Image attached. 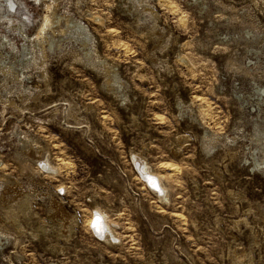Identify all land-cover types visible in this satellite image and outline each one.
<instances>
[{
    "label": "rangeland",
    "instance_id": "1",
    "mask_svg": "<svg viewBox=\"0 0 264 264\" xmlns=\"http://www.w3.org/2000/svg\"><path fill=\"white\" fill-rule=\"evenodd\" d=\"M23 1L28 34L57 7L89 25L102 59L69 42L24 63L0 23L17 44L0 41V65L20 64L0 71V264H264L255 145L224 137L208 152L203 137L264 129V0ZM94 206L119 242L92 235Z\"/></svg>",
    "mask_w": 264,
    "mask_h": 264
},
{
    "label": "bare ground",
    "instance_id": "2",
    "mask_svg": "<svg viewBox=\"0 0 264 264\" xmlns=\"http://www.w3.org/2000/svg\"><path fill=\"white\" fill-rule=\"evenodd\" d=\"M47 9L49 11L44 15L41 23H39L37 31L32 36L27 33V28H26L27 24L24 25L25 22L26 23L33 22L32 18L29 15V12L27 11V6L25 2L23 0H0V23L8 24L10 26V27L8 26L10 30H15V32L19 34V36H21L25 41V43L21 48L22 50L25 51L23 55L24 63L32 61L34 58H36L39 52L46 55L49 50L66 49V44L69 42L75 44L79 49H81L83 54L88 60L97 61L98 63L101 62L102 58L95 57V49L92 42L94 35L89 25H87L85 22L81 20L74 18L70 14L60 13L57 7L48 6ZM96 18H100V17L98 15L96 16V14L93 15V19H94L93 22H95ZM100 21H102L101 18ZM1 36L2 37H0V41H1V45H4L3 47H5L8 44H10L11 46L17 45L14 39L11 38V36H8L4 33L1 34ZM6 60L7 57H4L3 64L0 65V71L7 73L8 71L12 70L17 75L18 71L16 69L20 66V64L17 61H15L16 59L9 60L8 63L5 62ZM116 83L119 89L122 88L123 83L118 82V80H116ZM111 86H112L111 89H115L114 85ZM259 99H261L262 102H264V85H261L258 88V100ZM258 124L260 123L259 122L255 123V127L257 128V130H253L250 133H246V131H241V129L239 128L238 132L233 135L226 133H215L214 131L212 132L209 128H207L209 129L207 135L203 136L206 140L204 146L208 152H211L212 149L215 148V146L219 142H221L222 139H224V137L225 139H231V141H236L239 138H248L250 142H252V144L255 145V147L250 150V154H251L250 156H252L250 165L253 166V164H256V166L262 167L264 164V129L259 128L257 126ZM138 156H134V160H136L137 165H139L140 167L139 169L141 171L140 172L141 175H143V178L146 179V182H144V180L142 181L144 182L146 188L149 191H151L150 190L151 188L163 199L167 198L168 192L166 186L162 182L164 178L162 174L153 171L152 168L148 167L149 166L148 163L139 160L137 158ZM29 157L31 159L35 158L34 155H31ZM36 161L40 162L41 167H43L46 170H56L57 168L51 163V161L48 158H46V154L44 155V153L43 156H40L38 159H36ZM160 167L163 170L168 171L169 173H172L173 171L164 163H161ZM139 179L141 180L140 176ZM1 180H5V181L7 180V182L9 183L12 182L8 178V176H6V174L1 175ZM146 183L151 187L149 188L146 185ZM153 186L158 190L152 188ZM62 211H64V209L61 207V204L59 203L57 207V212L61 213ZM88 228L91 229L92 235L94 234L93 233L94 230L97 232V237L99 238V240H101V242L103 241L106 242L107 244L108 243L112 244L115 242L117 243L120 240L118 233L116 234L114 232L115 230L113 231L110 223L108 222L106 213L99 208L95 207V210L93 212L91 211V217L88 221Z\"/></svg>",
    "mask_w": 264,
    "mask_h": 264
},
{
    "label": "built area",
    "instance_id": "3",
    "mask_svg": "<svg viewBox=\"0 0 264 264\" xmlns=\"http://www.w3.org/2000/svg\"><path fill=\"white\" fill-rule=\"evenodd\" d=\"M57 194L60 197H65L67 195V191L65 189H57Z\"/></svg>",
    "mask_w": 264,
    "mask_h": 264
},
{
    "label": "clouds",
    "instance_id": "4",
    "mask_svg": "<svg viewBox=\"0 0 264 264\" xmlns=\"http://www.w3.org/2000/svg\"><path fill=\"white\" fill-rule=\"evenodd\" d=\"M93 228V227H92ZM94 234L97 236V232L94 230Z\"/></svg>",
    "mask_w": 264,
    "mask_h": 264
}]
</instances>
